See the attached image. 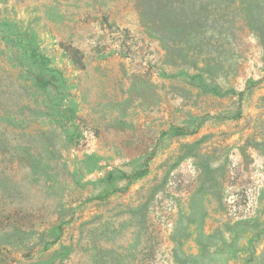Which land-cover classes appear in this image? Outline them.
I'll return each instance as SVG.
<instances>
[{
	"label": "rangeland",
	"instance_id": "1",
	"mask_svg": "<svg viewBox=\"0 0 264 264\" xmlns=\"http://www.w3.org/2000/svg\"><path fill=\"white\" fill-rule=\"evenodd\" d=\"M0 264H264V0H0Z\"/></svg>",
	"mask_w": 264,
	"mask_h": 264
}]
</instances>
